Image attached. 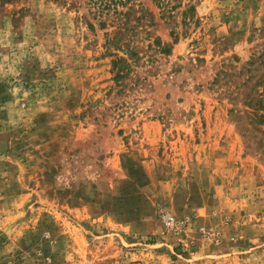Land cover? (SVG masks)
I'll return each mask as SVG.
<instances>
[{
    "label": "rangeland",
    "instance_id": "obj_1",
    "mask_svg": "<svg viewBox=\"0 0 264 264\" xmlns=\"http://www.w3.org/2000/svg\"><path fill=\"white\" fill-rule=\"evenodd\" d=\"M119 10L0 0V264H264V0Z\"/></svg>",
    "mask_w": 264,
    "mask_h": 264
},
{
    "label": "crops",
    "instance_id": "obj_2",
    "mask_svg": "<svg viewBox=\"0 0 264 264\" xmlns=\"http://www.w3.org/2000/svg\"><path fill=\"white\" fill-rule=\"evenodd\" d=\"M230 149H232V148H230ZM244 160H246V159L244 158ZM220 172L222 173L223 171L220 170ZM243 172H246V171H243ZM258 173L259 174L261 173V176L264 179V177H263L264 176V169H262L261 171H258V170H255L254 167L252 166V176L254 179L257 177ZM218 174H220L219 169H217L216 171H214V170L209 171V169H208L207 173H205L204 176H205L209 185H214L213 183H215V182L218 183L217 182L218 181L217 178L219 177ZM13 180H14V178H5L4 180L0 179V186H3L2 191H5V189L9 186V183L12 182ZM259 182L260 181H256V180L253 181L252 180V187H254V189L257 192H260L261 193L260 196L263 197L264 193H262V191H264V182H260V184H258ZM214 187H216V186H214ZM223 188L224 187H222V186H218L217 189L223 190ZM207 191L209 192V188L207 189ZM230 191H231L230 193H227V191L224 192L225 196H224L223 201H225V204H227V205L222 206L221 204H219L217 206V210L223 209L224 213H222V215H226L229 212L239 214L241 209H248L247 215H246L247 221H244L243 224H241V227L235 226V228H236L235 231L243 237L247 236L248 238L252 239V222L250 221V219L252 218V215H253L252 214V205L254 204L255 206H258V205L264 204V198H259L256 203H247V202H245L246 201L245 199H241L240 197H237V196L235 198L232 197V196H234L232 193L233 191H232V189H230ZM222 194H223V192H222ZM1 197H3V196H1ZM207 197H209V196H207ZM217 199H219V197ZM187 206L188 205L186 204L185 207H187ZM189 210H191V209L187 208L185 211H189ZM234 223L235 222L233 221L232 225H234ZM230 227H231V224H228L225 227V229L228 230V229H230ZM226 233L224 232L225 236L227 235L228 238H231L230 233L228 231H226ZM232 233H234L233 228H232Z\"/></svg>",
    "mask_w": 264,
    "mask_h": 264
},
{
    "label": "trees",
    "instance_id": "obj_3",
    "mask_svg": "<svg viewBox=\"0 0 264 264\" xmlns=\"http://www.w3.org/2000/svg\"><path fill=\"white\" fill-rule=\"evenodd\" d=\"M3 1H10V0H3ZM122 3H124V0H93V4L97 5L98 9L106 10V11H112V14H122V11H118V6H120ZM163 3L160 1V6ZM167 5V3H165Z\"/></svg>",
    "mask_w": 264,
    "mask_h": 264
},
{
    "label": "built area",
    "instance_id": "obj_4",
    "mask_svg": "<svg viewBox=\"0 0 264 264\" xmlns=\"http://www.w3.org/2000/svg\"><path fill=\"white\" fill-rule=\"evenodd\" d=\"M162 221L168 229H171L173 231L179 230L178 221L171 214H163Z\"/></svg>",
    "mask_w": 264,
    "mask_h": 264
}]
</instances>
